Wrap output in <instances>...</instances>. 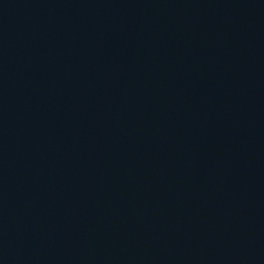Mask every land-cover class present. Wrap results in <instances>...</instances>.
Here are the masks:
<instances>
[{"label":"water","instance_id":"1","mask_svg":"<svg viewBox=\"0 0 264 264\" xmlns=\"http://www.w3.org/2000/svg\"><path fill=\"white\" fill-rule=\"evenodd\" d=\"M78 0H0V264H33L50 120Z\"/></svg>","mask_w":264,"mask_h":264}]
</instances>
